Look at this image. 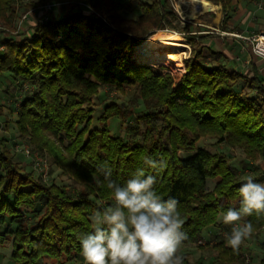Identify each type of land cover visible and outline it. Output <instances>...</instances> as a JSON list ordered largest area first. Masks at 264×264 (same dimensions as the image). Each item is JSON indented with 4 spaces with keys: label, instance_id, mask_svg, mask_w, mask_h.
Masks as SVG:
<instances>
[{
    "label": "trees",
    "instance_id": "16d2710c",
    "mask_svg": "<svg viewBox=\"0 0 264 264\" xmlns=\"http://www.w3.org/2000/svg\"><path fill=\"white\" fill-rule=\"evenodd\" d=\"M211 1L221 5L220 24L227 31L236 0ZM48 3L69 8L14 30L21 8L28 12ZM127 4L137 9L135 18L123 15ZM190 26L181 23L170 0H0V32L15 31L0 37V76L12 75L22 92L11 107L16 127L71 180L57 184L36 176L15 160L8 140L0 139V243H11V264H73L81 258L79 238L95 227L90 217L114 204L97 172L103 163L121 185L138 170L156 175L158 194L179 202L187 245L196 244L228 208L239 207L245 180L238 168L198 142L211 138L241 149L247 163L264 158V77L253 63L245 70L208 64L226 55L204 43L211 35ZM168 27L192 44L178 79L167 67L130 57L135 46ZM126 59L131 65L118 68ZM104 85L122 93L136 87L144 110L134 114L107 104L100 127H94V99ZM114 117L127 121V138L111 133ZM146 156L166 159L167 166L157 172L144 164ZM210 180H216L212 188ZM245 220L253 234L264 229V213ZM199 246L213 249L220 264L245 259L243 245L234 252L225 235ZM182 257L184 264H204Z\"/></svg>",
    "mask_w": 264,
    "mask_h": 264
},
{
    "label": "rangeland",
    "instance_id": "374dc122",
    "mask_svg": "<svg viewBox=\"0 0 264 264\" xmlns=\"http://www.w3.org/2000/svg\"><path fill=\"white\" fill-rule=\"evenodd\" d=\"M120 1L126 3L129 0ZM208 1L212 2L218 7L214 11L207 12L203 15H200L199 18L191 20L188 19L184 14L183 11L185 10V7L180 3V0H170L171 5L181 23L188 22L191 24V30L194 31L196 27H199L200 32L211 35L212 37L206 38L204 43L209 44L214 51H222L225 53L226 57L219 56L216 60H213V58L209 59L207 62L208 64H223L228 67H236L238 70H245L249 68L252 63L255 64L254 60L256 61V59L252 53L251 43L244 40L240 36H251L264 32V0H236L234 5L235 10L232 14V19L228 24L227 31L222 30L220 24L223 16L221 5L216 4L211 0ZM68 8L69 5L67 3L59 5L54 4L51 8H47L45 10L31 9L29 12H26L25 8H21L15 23L16 28H14V30L22 31L23 29H26L32 25L33 21H38L40 16L44 14L47 15L48 12H52L53 14H64ZM122 13L128 18H135L138 15L137 9L129 5L126 6ZM14 30L0 32V37L15 33ZM162 30L168 32L176 31L172 27ZM183 42L188 45L187 48L179 49V51L182 53V59L184 62V60L191 54L192 44L184 36ZM199 45L200 44H198L197 47ZM206 53L208 54V52ZM130 57L131 59H134L140 63H149L155 68L160 66L167 67L177 79L180 78V76L184 73V67L182 68L181 72H176L171 67V65L166 64L161 60H154L151 58H137L135 57L134 53H131ZM130 65L131 61L126 59L120 63L118 68ZM258 66L259 68H264L263 63H258ZM261 76L264 77L262 74ZM239 86L242 87L243 83H240ZM25 88L29 89L30 86H26ZM245 90L248 91L247 88H245ZM21 96L22 92L14 85L12 75L8 73L1 75L0 139L6 138L8 140L9 147L15 155V160L26 170H33L36 176L42 177L49 183L54 182L57 184H69L71 180L62 173L60 168H58L53 163L51 157L47 154L36 151V149H33V145H31L26 138L21 137L19 134L15 123L17 120V115L16 113L11 112V107L17 100L21 98ZM111 103H117L118 105L128 108L134 114L144 110L143 101L139 97L138 89H136V87H127V92L122 93L118 89H115L114 86L104 85L101 87L100 93L94 99V127H100L98 117L102 114L104 107ZM109 124L112 134L120 135L124 138L128 137L126 133L127 121L123 122L120 117H114L109 121ZM25 147L30 149L29 153L25 152ZM198 147H207L213 152H220L227 155L230 159V164L238 168L243 178L248 175H252L254 178L259 179V182L264 183V158H261L257 162L247 163L241 149L232 150L230 147H227L224 144H217L216 140L211 138H202L198 142ZM193 152L194 151L182 152V154L188 155ZM215 182L216 180H210L209 187L212 188ZM222 221L223 215H220L218 224L204 231L202 238L196 244L187 245L182 243L177 255H187L190 261L193 263L203 262L204 264H220L215 261L216 252L213 249L201 248L199 244L204 245L208 242L215 243L222 235L230 232L232 225H222ZM242 245L245 259L244 261L236 264H258L264 256V229L245 239ZM11 252V243H0V264H11ZM82 263H86L83 255L73 264Z\"/></svg>",
    "mask_w": 264,
    "mask_h": 264
},
{
    "label": "clouds",
    "instance_id": "9594fccd",
    "mask_svg": "<svg viewBox=\"0 0 264 264\" xmlns=\"http://www.w3.org/2000/svg\"><path fill=\"white\" fill-rule=\"evenodd\" d=\"M166 159L144 158V164L157 172L167 166ZM100 183L111 190L114 204L95 211L90 217L92 232L80 236L86 264H184L177 252L188 234L178 201L164 199L156 191L157 176L134 173L123 185L114 181L106 163L97 167ZM239 188V207H230L223 222L232 225L225 240L238 252L245 239L253 234V224L245 217L264 213V183L248 175Z\"/></svg>",
    "mask_w": 264,
    "mask_h": 264
},
{
    "label": "bare ground",
    "instance_id": "6f19581e",
    "mask_svg": "<svg viewBox=\"0 0 264 264\" xmlns=\"http://www.w3.org/2000/svg\"><path fill=\"white\" fill-rule=\"evenodd\" d=\"M184 5V14L188 19H197L200 15L214 11L218 6L208 0H180ZM183 42V36L177 32L160 30L151 35L145 42L135 46L134 55L142 59H154L164 61L176 72H181L184 67L181 48H187Z\"/></svg>",
    "mask_w": 264,
    "mask_h": 264
},
{
    "label": "built area",
    "instance_id": "2783aa9c",
    "mask_svg": "<svg viewBox=\"0 0 264 264\" xmlns=\"http://www.w3.org/2000/svg\"><path fill=\"white\" fill-rule=\"evenodd\" d=\"M54 4L48 3L44 6V9H49L53 6ZM30 11V10H29ZM28 11V12H29ZM49 18L48 14H44L38 18V21L41 23H44L47 21ZM244 40L248 41L252 45V53L259 59L264 60V32L254 34L251 36H240ZM0 49H3V46H0ZM25 152L29 153L30 149L25 147Z\"/></svg>",
    "mask_w": 264,
    "mask_h": 264
},
{
    "label": "crops",
    "instance_id": "0c3cea01",
    "mask_svg": "<svg viewBox=\"0 0 264 264\" xmlns=\"http://www.w3.org/2000/svg\"><path fill=\"white\" fill-rule=\"evenodd\" d=\"M254 57H255V59H256V61L254 60V62H255V64H256V66H257L259 72L264 76V68H259V66H258V63H260V64L263 63V64H264V60L257 58L255 55H254ZM240 65H243V64H240ZM235 68H236V67H235ZM236 69H237V68H236ZM241 70H242V69H241Z\"/></svg>",
    "mask_w": 264,
    "mask_h": 264
}]
</instances>
